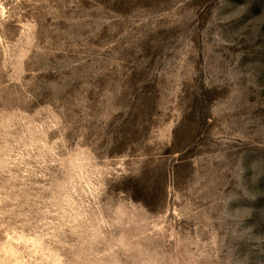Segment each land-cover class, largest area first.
I'll return each mask as SVG.
<instances>
[{
  "label": "rangeland",
  "instance_id": "rangeland-1",
  "mask_svg": "<svg viewBox=\"0 0 264 264\" xmlns=\"http://www.w3.org/2000/svg\"><path fill=\"white\" fill-rule=\"evenodd\" d=\"M0 264H264V0H0Z\"/></svg>",
  "mask_w": 264,
  "mask_h": 264
}]
</instances>
